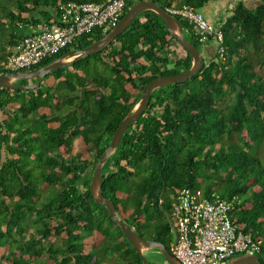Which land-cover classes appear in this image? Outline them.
<instances>
[{
  "label": "trees",
  "instance_id": "trees-1",
  "mask_svg": "<svg viewBox=\"0 0 264 264\" xmlns=\"http://www.w3.org/2000/svg\"><path fill=\"white\" fill-rule=\"evenodd\" d=\"M66 1L0 0V75L8 72L9 48L26 34H18L20 24L50 23L47 9ZM139 1L128 0L125 14ZM156 1L166 8L187 4L206 16L205 7L216 0ZM179 19L187 39L202 49L189 22ZM219 25L226 57L215 56L186 82L153 92L105 163L103 192L138 233L170 251L175 234L169 214L181 188L233 200L232 220L262 241L264 264V0L255 7L238 1ZM102 37L86 34L73 47ZM175 41L148 10L104 50L46 75L47 84L0 88V264H143L106 207L94 201L90 184L97 160L144 86L191 67L185 49L172 55ZM83 66L95 72L86 75ZM92 152L94 161L87 158ZM32 214L39 227L29 233L25 223ZM53 238L60 244L46 243ZM110 255L117 262L107 261Z\"/></svg>",
  "mask_w": 264,
  "mask_h": 264
},
{
  "label": "built area",
  "instance_id": "built-area-1",
  "mask_svg": "<svg viewBox=\"0 0 264 264\" xmlns=\"http://www.w3.org/2000/svg\"><path fill=\"white\" fill-rule=\"evenodd\" d=\"M128 0L66 1L58 4V20L29 25L25 35L8 56L5 68L25 70L41 64L76 44L86 34L105 35L123 17ZM187 20L201 42L215 40L218 54L228 53L223 30L191 6L168 8ZM26 24H20L24 27ZM234 201L216 194L207 196L202 188L185 186L172 203L169 218L175 240L171 253L182 264H227L242 255H258L262 241L252 233L238 230L231 211Z\"/></svg>",
  "mask_w": 264,
  "mask_h": 264
},
{
  "label": "water",
  "instance_id": "water-1",
  "mask_svg": "<svg viewBox=\"0 0 264 264\" xmlns=\"http://www.w3.org/2000/svg\"><path fill=\"white\" fill-rule=\"evenodd\" d=\"M154 11L163 20L165 27L184 49L192 57V65L190 68L180 71L176 74H168L158 76L149 81L143 90V95L135 106L127 113V115L120 122L119 126L115 130L113 137L106 151L97 160L91 185L90 192L97 204H103L112 219L120 226L127 240L132 244L136 251L143 256V264H148L147 257L143 251L145 249H158L166 261L170 264H182L177 259L164 243L148 239L138 233L128 222H126L118 213L115 201L106 196L103 192V167L111 155L117 150L119 144L129 128V126L136 120H138L142 114L148 109L153 92L162 87H166L175 83L186 82L191 79L194 74L202 71L206 64V59L203 56L202 51L197 45L188 40L184 34V27L180 20L170 14L165 7L160 5L156 0H141L132 6L127 13L123 16L120 22L103 38L95 41L87 47L81 49H73L62 56L58 57L51 63L45 66L37 67L32 70L11 72L8 71L0 75V88H16V89H30L40 86L45 79L46 75L55 72L61 68L72 66L74 63L95 54L108 47L120 34H122L132 24L134 19L145 11ZM38 78V81L34 84L22 85L15 84L16 80ZM227 264H262L260 258L257 255H242Z\"/></svg>",
  "mask_w": 264,
  "mask_h": 264
},
{
  "label": "crops",
  "instance_id": "crops-1",
  "mask_svg": "<svg viewBox=\"0 0 264 264\" xmlns=\"http://www.w3.org/2000/svg\"><path fill=\"white\" fill-rule=\"evenodd\" d=\"M238 1L240 0H216V1L209 3L205 7L204 12L211 22H214L216 25H219L222 22H224L228 16L232 14V9L234 8V6L236 5ZM243 1H246V4L250 7H255L256 5L261 3V0H243ZM40 10H44V8H39L38 11ZM47 10L49 12V20L57 21L58 20L57 9L55 7H49ZM38 11L36 14V18H39ZM44 19L42 23L46 22ZM23 32L29 33L30 29H26V31H23L22 29L18 30V34H21ZM9 50L12 51L13 48L11 47L9 48ZM202 52H203V55L206 57V59L208 60L213 59L217 53V43L215 41L206 42L203 45ZM143 253L145 255L146 253L145 250L143 251Z\"/></svg>",
  "mask_w": 264,
  "mask_h": 264
},
{
  "label": "rangeland",
  "instance_id": "rangeland-1",
  "mask_svg": "<svg viewBox=\"0 0 264 264\" xmlns=\"http://www.w3.org/2000/svg\"><path fill=\"white\" fill-rule=\"evenodd\" d=\"M10 7H12V10H17V8L15 7V6H13V5H10ZM186 34L188 35V32H186ZM176 43H175V45H174V47L172 48V52H173V56H175V53L176 52H178V51H183V53L184 54H186V52H185V50H184V48H183V46L178 42V40L177 41H175ZM74 47H71L68 51H71L72 49H73ZM67 51V52H68ZM66 53V52H65ZM64 53V54H65ZM89 57V56H88ZM94 61V57H91L90 58V60H89V63L90 62H93ZM86 66H83L82 68H81V71L82 72H85V74L87 75V73L88 74H91V73H94L95 72V70H94V68L91 66L90 67V69L89 68H87V70H88V72H86V71H84L83 70V68H85ZM100 68H103L102 66L100 67ZM21 82H19V84H22V85H28V84H34V83H36L38 80H36V79H34V78H29V79H22V80H20ZM43 84H47L46 82H43ZM44 86V85H43ZM46 127V125L45 124H42V125H39V126H36V128H35V130H41V129H43V128H45ZM225 139H228V137H224ZM90 161H94V159H95V157H94V153L92 152V153H90V155H88V157H87ZM53 188H55V189H57V190H59V187L56 185L55 187H53ZM48 196V190L47 189H45V190H43V194H42V198H45V197H47ZM35 218V215H29V217H28V219L26 220V223H25V226L27 227V229H28V232L29 233H31V232H35L37 229H38V227H39V225L38 224H36V223H34L33 222V219ZM145 236H147V237H149V235L148 234H145ZM28 237V236H27ZM26 237V238H27ZM85 238H87V236H85ZM47 242H51V244L53 243V244H60V239L59 238H53V239H51L50 241L49 240H47L46 241V243ZM101 244V243H100ZM145 255L147 256V258L150 260L149 262H150V264H169L167 261H165L164 259L165 258H163L162 256H161V254H160V251H157V250H155V249H145ZM258 256V255H257ZM259 257V256H258ZM40 260H42V259H40ZM110 260H112L113 261V263H115V262H117V260H118V257H116V255H110L108 258H107V261H110ZM156 261H159V262H156Z\"/></svg>",
  "mask_w": 264,
  "mask_h": 264
},
{
  "label": "clouds",
  "instance_id": "clouds-1",
  "mask_svg": "<svg viewBox=\"0 0 264 264\" xmlns=\"http://www.w3.org/2000/svg\"><path fill=\"white\" fill-rule=\"evenodd\" d=\"M60 3H61V2H60ZM183 5H187V4H183ZM183 5H182V6H183ZM127 6H128V5H127ZM182 6L173 5L172 7H182ZM188 6H189V5H188ZM165 8H166V7H165ZM168 8H171V7H168ZM168 8H166L167 11H168ZM192 8H193V7H192ZM56 9H57V8H56ZM126 10H127V8H126ZM195 10H196V9H195ZM125 12H126V11H125ZM168 12H169V11H168ZM199 12H201V11H199ZM169 13H170V12H169ZM201 13H202V12H201ZM124 14H125V13H124ZM170 14H171V13H170ZM172 15L175 16V17H177V18H178V17L181 18V17L178 16V15H174V14H172ZM123 16H124V15H123ZM205 17H206V16H205ZM122 18H123V17H122ZM122 18H121V19H122ZM179 18H178V19H179ZM206 18H207V17H206ZM182 19H183V18H182ZM179 20H180V19H179ZM184 20H185V19H184ZM208 20H209V19H208ZM209 21H210V20H209ZM119 22H120V21H119ZM210 22H211V21H210ZM43 23H44V22H43ZM211 23H213V24H214L215 26H217V27L220 26V25H216L214 22H211ZM40 24H42V23H40ZM30 25H32V24H30ZM36 25H37V24H36ZM28 26H29V25H25L24 27H20V26H19V28L22 29V30H26V29H29ZM109 32H110V31H109ZM109 32H108V33H109ZM29 33H30V32H29ZM108 33H107V34H108ZM27 34H28V33L23 34V35L25 36V35H27ZM107 34L103 35V37L106 36ZM184 34H185V32H184ZM24 36H22V37L19 39V41H20ZM103 37H102V38H103ZM195 37H196V36H195ZM186 38H187V37H186ZM196 38H197V37H196ZM19 41H18V43H19ZM211 41H215V40H211ZM208 42H210V41H208ZM215 42H216V41H215ZM18 43H17V44H18ZM205 43H206V42H202L203 45H204ZM216 43H217V42H216ZM17 44H16V45H17ZM16 45L12 47L13 50L10 51V54L15 50ZM74 45H75V44H74ZM74 45H72V47H73ZM70 47H71V46H70ZM173 47H174V46H173ZM73 49H77V48H73ZM73 49H72V50H73ZM171 50H172V48H171ZM200 50L202 51L203 48L200 49ZM68 52H69V51H68ZM66 53H67V52H66ZM177 53L180 54V55H183V54H184L183 51H181V52L178 51V52H176L175 54H177ZM202 53H203V52H202ZM10 54H9V55H10ZM9 55H8V56H9ZM172 55H173V54H172ZM226 55H227V54H226ZM203 56H204V55H203ZM216 56H218L219 58H221V57L219 56V54H218V43H217V53H216ZM204 57H205V56H204ZM225 57H226V56H225ZM225 57H224V58H225ZM224 58H222V59H224ZM7 59H8V58H7ZM205 59H206V57H205ZM211 60H212V59H211ZM207 61H210V60L206 59V62H207ZM205 65H206V64H205ZM4 66H5V65H4ZM32 69H35V68L32 67V68H30V69H25V70H32ZM7 70H8V69H7ZM25 70H18V71H25ZM8 71H10V70H8ZM18 71H11V72H18ZM182 71H183V70H182ZM34 79L38 80V78H34ZM17 81H18V80H16L15 82H17ZM43 81H44V80H43ZM15 82H14V83H15ZM112 137H113V136H112ZM110 142H111V141H110ZM90 185H91V184H90Z\"/></svg>",
  "mask_w": 264,
  "mask_h": 264
},
{
  "label": "flooded vegetation",
  "instance_id": "flooded-vegetation-1",
  "mask_svg": "<svg viewBox=\"0 0 264 264\" xmlns=\"http://www.w3.org/2000/svg\"><path fill=\"white\" fill-rule=\"evenodd\" d=\"M146 112V111H145Z\"/></svg>",
  "mask_w": 264,
  "mask_h": 264
}]
</instances>
